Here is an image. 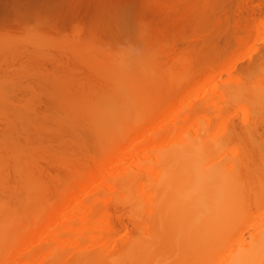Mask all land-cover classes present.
Masks as SVG:
<instances>
[{
    "label": "bare ground",
    "instance_id": "bare-ground-1",
    "mask_svg": "<svg viewBox=\"0 0 264 264\" xmlns=\"http://www.w3.org/2000/svg\"><path fill=\"white\" fill-rule=\"evenodd\" d=\"M167 2L146 0L149 13L133 17L131 48L141 53L119 73L125 50L101 44L124 37L120 17L105 38L87 26L68 34L44 16L32 35L26 19L8 30L0 44V264H106L129 245L142 264H225L237 239L264 231V0L237 2L234 20L226 14L233 32L220 51L195 22L197 42L186 36L180 46L188 33L178 16L185 21L201 5L169 0L178 16L172 10L167 24ZM183 131L218 141L216 158L237 176L234 214L209 231H189L158 181V148Z\"/></svg>",
    "mask_w": 264,
    "mask_h": 264
},
{
    "label": "clouds",
    "instance_id": "clouds-1",
    "mask_svg": "<svg viewBox=\"0 0 264 264\" xmlns=\"http://www.w3.org/2000/svg\"><path fill=\"white\" fill-rule=\"evenodd\" d=\"M138 50L128 48L114 65L122 72ZM219 142L209 143L203 134H174L158 148V181L169 193V207L191 232L209 231L230 218L237 204L238 180L234 169L216 158ZM129 245L124 257H111L106 264H142ZM225 264H264V231L237 239Z\"/></svg>",
    "mask_w": 264,
    "mask_h": 264
},
{
    "label": "rangeland",
    "instance_id": "rangeland-1",
    "mask_svg": "<svg viewBox=\"0 0 264 264\" xmlns=\"http://www.w3.org/2000/svg\"><path fill=\"white\" fill-rule=\"evenodd\" d=\"M170 1H172V4H173V0H170ZM194 1H197L201 5L200 12H198L197 15H195L196 13L193 14L194 11L192 10L193 11L192 16H193V19H195V21L192 19V16H189L187 18V20L184 21V19L181 16L177 15L176 6H173L174 4L172 6H171V4H169V0L167 2V5L169 6L168 8L171 10V12H169L170 14L168 12H165V8L163 11H161L162 14L163 13L167 14L166 18L169 19L167 21V24H168V22H170V18L174 17L175 14H176L175 16L176 17L178 16L179 20H182L181 22L184 23L183 24L184 25V31L187 30L188 34H186L184 36L185 32H183V34L181 33L182 36H179V38L181 37V39L179 40L178 44L181 46L184 43L183 39H184V41H186L188 36L190 37V35H193L192 33L194 32V22H195L196 26L199 25L201 27V25H203V24L206 25V27L203 25L201 28L205 27L202 30L207 29V31L210 35V38H211L210 42L213 45V47L216 48V46H217L216 49H219V51L223 50V48L225 47V42L227 40H230L231 39L230 36H232L231 35V33L233 32L232 31L233 30L232 25H233V20L235 17L232 16L233 14L230 15V12L236 13V12H234V10L237 9L236 7H237L238 0H211V1L209 0L210 1L209 3L211 5H209L208 0H207V3L210 7V10H209V7H208V9L207 8L205 9V4L207 5L205 0H194ZM241 1H239L240 4L242 3ZM145 2H146V0H0V44L2 46L5 43L3 41L7 42L8 39L11 38V35H9V33L12 30H9V29L12 25L16 24L19 20H23V19L25 20L26 19L27 25H26V27H24V29L25 30L28 29L27 32L28 31L30 32L32 30V27L35 24V19L37 17L44 16L47 18L46 20H48L52 24H54V23H56V24L58 23V25L60 24L61 25L60 27H62V29H65L66 33L68 31L70 32L72 30L70 33L68 32V34H72L73 29L75 30L76 26L77 27L78 26L79 27L84 26L83 28H85V26H87V28H85V29H88V28L91 29V27H95L97 29H100L101 32L103 31L104 33L102 32L103 33L102 37H104V38L109 36L108 33L110 34V33L114 32L115 31L114 28L116 30H119V28H121L120 26L122 25L121 23H123V27H124L123 30H122V28H121V30H119V31H123V32L125 31V33H126V34L124 33L125 34L124 35L122 32H119V33H121V37H122V34L124 35V37H122L123 40L118 38V41H119V39H120V41H119V43H117V41L115 39L117 37H120V36L117 33H114V34L112 33V35L117 36V37L114 36L115 38L112 36V38H114L112 41L115 42V44H113V42L111 41L112 38L110 36V38H107L108 40L106 38L104 40V38H103L104 42L102 43L103 45L101 44V48L103 46L104 50L107 48V49H111V50L114 49V50H118V51H124L127 48H131V42H132V44L134 42L137 43L136 40L134 39L135 38L134 32L137 33L138 28H139V26H138L139 24L137 21V23H136L137 26L133 25L134 28H132L133 26L131 25V22H132V24H134L133 17L138 18V16H141V13L144 11H145L144 12L145 14H143V16H145L149 13V10L146 8ZM213 2H215V3H213ZM239 2H238V4H239ZM247 2L252 3L251 0H247ZM254 2H255V0H254ZM213 5H214V7H213ZM216 7H218V8L216 9ZM215 9H216V12H215ZM228 9H229V11H228ZM172 10H174L175 14H173L174 12ZM207 10H209L211 12L208 13ZM226 10L228 12H224ZM195 12H197V11H195ZM224 14L225 15L227 14L228 17L231 16L230 18L231 19L233 18V20L230 21L231 20L230 18H228V20H227L226 19L227 15L224 16ZM168 15H170L171 17L169 16L170 17L169 18ZM119 17L121 19H123V22L120 19L121 20V23H120V20H118ZM224 18L226 20H224ZM219 19H221L223 22ZM174 20H175V18H174ZM188 20L190 21L189 24H188ZM118 21L121 24L119 26V28L117 27L119 25ZM176 21H178V19ZM262 21H263L262 32L264 33V14L262 16ZM191 22H193L192 25H191ZM226 23L229 26H226L225 25ZM77 24H79V25H77ZM219 24H221V25L223 24V26H221ZM129 25H131L132 30L131 29L129 30V27H130ZM74 26H75V28H74ZM190 26H192V28ZM102 28H103V30H102ZM25 30H24V32H25ZM217 30H218V32H220V34L217 33ZM227 31H229V32H227ZM24 32H22V33H24ZM27 32H25V33H27ZM31 32H34V31L32 30ZM31 32H30V34L32 35L33 33H31ZM106 32H107V34H106ZM180 32H182V31H180ZM178 33L176 31L177 36H178ZM28 34L29 33L23 34L24 36L23 35L19 36V39L20 40L25 39L26 38L25 35H27V37H28ZM181 34H179V35H181ZM194 34H195V32H194ZM203 34H204V32L202 34H199V32H197V36L199 38L203 39V41H205ZM20 35H21V33H20ZM171 35H172V33H171ZM17 36H18V33H17ZM125 37H126L127 41L130 43V46H126V45H128V42L125 41L126 40ZM189 37H188V39H190V38L192 39L193 36H191L190 38ZM193 39H192V42L193 41L195 42V40H193ZM262 40L263 39H261L259 42L262 43L261 42ZM110 41H111V43H110ZM121 41L124 43V45L126 44L124 47H123ZM200 41H202V40H200ZM188 42H185L184 45L187 44ZM192 42L190 41V43H192ZM194 42H193V45H194ZM196 42H197V40H196ZM12 43H14V42H12ZM106 44H110V45L106 46ZM116 44H117V46H119V44H120V48L116 47L117 48L116 49L115 48ZM198 44H201V43L198 42ZM208 44H209V42H208ZM10 45H11V43H10ZM121 45L123 48H121ZM135 45H137V44H135ZM214 45H216V46H214ZM108 46L109 47L112 46V47L109 48ZM133 46H134V44L132 45V47ZM137 46H139L138 48H140L139 44ZM137 46H135V47H137ZM197 46H199V45L196 44V48H197ZM204 46H206V45H204ZM204 46H202V47H204ZM138 48H135V49H138ZM207 48H208V46H207ZM0 51H1V49H0ZM211 51H215V49L212 48ZM138 53H141V51ZM139 55H137V56H139ZM2 60H3V55L0 54V61H2ZM248 62H250L249 59H245V60L241 61L239 63V67L242 70H245L247 67L246 64H248ZM14 64L16 65L17 63H14ZM12 66H13V64L10 67L12 69H15V67L17 65L15 67H12ZM4 70H6V69H4ZM21 70H19V71H21ZM15 71L17 72V70H13V72H15ZM10 73H12V71ZM258 73L259 74L264 73V69H261L260 71H258ZM5 86L8 88V83H5ZM9 86H10V84H9ZM21 87H27V86L25 84L23 86L21 85Z\"/></svg>",
    "mask_w": 264,
    "mask_h": 264
}]
</instances>
